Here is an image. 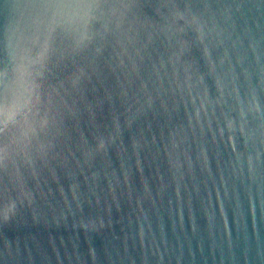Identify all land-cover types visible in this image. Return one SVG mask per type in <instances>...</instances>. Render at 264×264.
Masks as SVG:
<instances>
[{
  "label": "water",
  "instance_id": "obj_1",
  "mask_svg": "<svg viewBox=\"0 0 264 264\" xmlns=\"http://www.w3.org/2000/svg\"><path fill=\"white\" fill-rule=\"evenodd\" d=\"M0 264H264V0H0Z\"/></svg>",
  "mask_w": 264,
  "mask_h": 264
}]
</instances>
